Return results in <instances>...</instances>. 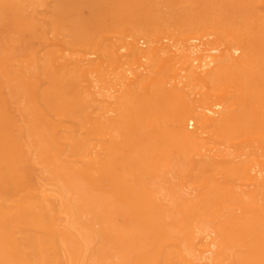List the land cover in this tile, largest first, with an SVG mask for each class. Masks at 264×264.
Here are the masks:
<instances>
[{"label": "bare ground", "instance_id": "6f19581e", "mask_svg": "<svg viewBox=\"0 0 264 264\" xmlns=\"http://www.w3.org/2000/svg\"><path fill=\"white\" fill-rule=\"evenodd\" d=\"M150 3L124 0L120 9L145 19ZM127 30L131 39L97 46L110 86L100 99L84 69L73 87L60 73L66 63L51 60L55 77L77 88L72 103L60 99L58 137L75 159L59 162L54 191H32L24 172L8 173L5 242L21 264H84L71 239L85 218L128 245L111 264H224L234 251L241 264H264V42L234 27L215 31L207 46L166 30ZM138 38L148 39L149 55ZM154 178L165 179L169 204L156 199ZM207 225L213 234L202 233ZM12 226L23 229L24 250Z\"/></svg>", "mask_w": 264, "mask_h": 264}, {"label": "rangeland", "instance_id": "374dc122", "mask_svg": "<svg viewBox=\"0 0 264 264\" xmlns=\"http://www.w3.org/2000/svg\"><path fill=\"white\" fill-rule=\"evenodd\" d=\"M123 2L0 0V193L12 186L9 172L18 179L25 173L24 179L32 191L38 188L54 191L62 186L56 176L59 162H74L75 157L58 138L60 126L66 123L59 102L65 97L72 103L70 98L77 88L70 89L68 82H60L55 77L52 59L66 63L60 73L64 75L62 78L71 79L73 87L84 69L91 80V88L100 99V94L110 90L103 87L110 86L104 81L108 73L98 65L97 46L100 42L104 46L131 39L122 31L125 25L132 36L135 30H166L180 37L189 36L190 43L205 42V46L214 39L215 31L234 27L251 31L254 43L264 42V0H150V13L145 19L121 10ZM220 12L222 14L218 16ZM258 12L263 20H255L254 15ZM119 33L123 34L117 35ZM138 39L149 55L147 38ZM123 51L121 48L120 52ZM89 109L96 110V105L90 104ZM146 141L147 138L141 135L140 142L145 144ZM176 162L177 158L173 156L172 163ZM172 175L169 173L167 177ZM165 185L162 178L150 181V186L158 191L156 199L169 204L172 197ZM186 191L183 190V194ZM82 221L80 235L72 237L71 244L82 250L84 264L100 261L111 264L126 255L128 245L105 233L103 223L85 218ZM12 227L19 249L24 250L23 229ZM208 231L213 234L211 226L207 225L202 233ZM4 234L0 224V264H21L15 248L5 242ZM238 248L243 252L242 247ZM63 250L61 247L57 250L61 259H65ZM239 257L243 258V254L234 251L233 257L223 263L241 264Z\"/></svg>", "mask_w": 264, "mask_h": 264}]
</instances>
